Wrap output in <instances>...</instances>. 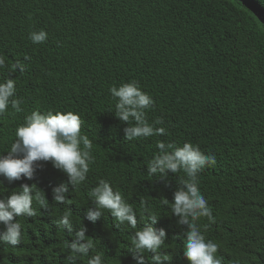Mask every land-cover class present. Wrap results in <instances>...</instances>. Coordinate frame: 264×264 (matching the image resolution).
I'll list each match as a JSON object with an SVG mask.
<instances>
[{"label":"trees","instance_id":"1","mask_svg":"<svg viewBox=\"0 0 264 264\" xmlns=\"http://www.w3.org/2000/svg\"><path fill=\"white\" fill-rule=\"evenodd\" d=\"M40 29L48 39L33 44L29 35ZM0 54L9 66L0 79H16L24 109L0 116V153L16 139L25 116L39 109L79 113L95 156L87 182L77 192L69 186L70 204L52 198V189L68 177L51 162L34 180L0 177V199L36 183L49 202L37 217L20 218L24 242L15 248L0 244V264H66L74 237L56 223L66 210L72 211L73 231L87 228L105 264H134L128 252L134 230L110 213L95 223L85 218L94 207L89 192L101 178L137 211V230L152 223L140 216L142 201L162 216L153 226L167 231L162 251L172 260L164 264H189L185 229L161 203L173 201L185 174L169 172L165 181L147 175L158 140L191 142L215 155L216 163L198 177L215 221L202 218L199 224L208 225L206 239L218 244L222 264H264L262 0H0ZM25 56V71L12 72ZM131 80L153 97L147 118H163L158 127H166L165 135L125 140L128 125L115 116L109 89Z\"/></svg>","mask_w":264,"mask_h":264},{"label":"clouds","instance_id":"2","mask_svg":"<svg viewBox=\"0 0 264 264\" xmlns=\"http://www.w3.org/2000/svg\"><path fill=\"white\" fill-rule=\"evenodd\" d=\"M264 2V0H262ZM33 44H43L48 39L44 29L33 31L29 35ZM23 60L12 65V72L17 67L24 72ZM6 56L0 54V71L8 68ZM116 100L115 116L128 126L124 128L125 140L132 141L166 134L163 118L149 122L147 110L154 107L153 97L145 92L139 81L131 80L120 86L109 89ZM17 82L11 75L0 79V116L9 112L24 111L23 100L17 98ZM83 120L79 113L72 111H44L37 109L26 115L24 122L16 128V139L5 151L0 153V177L9 183L17 180H34L38 170L44 163L51 162L54 168L62 171L68 177L66 183H61L52 189V198L57 204H70L68 198L69 186L75 192L88 179L90 166L95 163L93 142L88 135L82 134ZM159 150L147 162V175L152 179L167 180L168 173L178 174L179 187L173 194V201L163 198L161 203L168 206L171 215L177 218V224L185 229L186 239L183 243V255L189 264H222V258L217 256L218 244L206 239L208 225L201 226L199 221L207 218L214 222L215 217L208 200L202 194L199 186V174L209 165L216 163L213 154H205L199 145L185 142L182 146L173 143L157 141ZM4 153H7L6 155ZM3 181L0 180V186ZM90 201L94 207L86 211V219L95 223L103 214L110 213L120 224L134 230L128 252L134 264H164L171 261L172 255L166 254L167 231L156 228L162 217L150 206L148 201H142V218H150L151 224H145L137 230V211L124 197L120 190L114 189L107 179H99L89 192ZM35 205V206H34ZM49 207L46 193L36 183H24L18 190L12 191L6 199H0V244L6 247H17L22 242L23 225L20 218L37 217L40 209ZM56 223L60 230L74 237L67 243L68 257L66 264H77L82 258H87L86 264H105L102 253L95 250L93 239L86 235L87 228L81 225L78 231L72 229V211L66 210L57 216ZM94 250L93 255L89 251ZM147 254H151L150 258Z\"/></svg>","mask_w":264,"mask_h":264}]
</instances>
